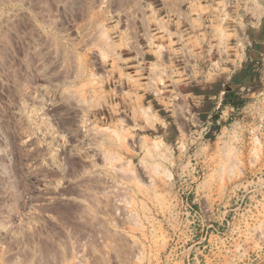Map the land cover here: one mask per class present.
<instances>
[{
    "label": "rangeland",
    "instance_id": "obj_1",
    "mask_svg": "<svg viewBox=\"0 0 264 264\" xmlns=\"http://www.w3.org/2000/svg\"><path fill=\"white\" fill-rule=\"evenodd\" d=\"M162 3L0 0V264H264V0Z\"/></svg>",
    "mask_w": 264,
    "mask_h": 264
},
{
    "label": "crops",
    "instance_id": "obj_2",
    "mask_svg": "<svg viewBox=\"0 0 264 264\" xmlns=\"http://www.w3.org/2000/svg\"><path fill=\"white\" fill-rule=\"evenodd\" d=\"M162 5L165 14L171 15L172 13L178 12V8L182 5V0H163Z\"/></svg>",
    "mask_w": 264,
    "mask_h": 264
}]
</instances>
